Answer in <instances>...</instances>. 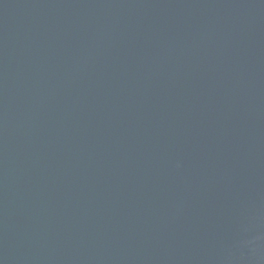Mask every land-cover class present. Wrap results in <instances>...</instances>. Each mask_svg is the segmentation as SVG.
<instances>
[{
    "label": "water",
    "instance_id": "water-1",
    "mask_svg": "<svg viewBox=\"0 0 264 264\" xmlns=\"http://www.w3.org/2000/svg\"><path fill=\"white\" fill-rule=\"evenodd\" d=\"M0 264H264V0H0Z\"/></svg>",
    "mask_w": 264,
    "mask_h": 264
}]
</instances>
